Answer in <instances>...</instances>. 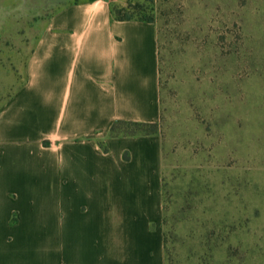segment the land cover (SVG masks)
Listing matches in <instances>:
<instances>
[{
	"label": "crops",
	"instance_id": "obj_1",
	"mask_svg": "<svg viewBox=\"0 0 264 264\" xmlns=\"http://www.w3.org/2000/svg\"><path fill=\"white\" fill-rule=\"evenodd\" d=\"M26 80L0 101V264H165L157 24L52 0Z\"/></svg>",
	"mask_w": 264,
	"mask_h": 264
},
{
	"label": "rangeland",
	"instance_id": "obj_2",
	"mask_svg": "<svg viewBox=\"0 0 264 264\" xmlns=\"http://www.w3.org/2000/svg\"><path fill=\"white\" fill-rule=\"evenodd\" d=\"M52 0H0V101ZM146 0H114L117 7ZM165 264H264V0H155Z\"/></svg>",
	"mask_w": 264,
	"mask_h": 264
},
{
	"label": "trees",
	"instance_id": "obj_3",
	"mask_svg": "<svg viewBox=\"0 0 264 264\" xmlns=\"http://www.w3.org/2000/svg\"><path fill=\"white\" fill-rule=\"evenodd\" d=\"M155 7V0H146V3H135L129 4L127 7H117L111 4V15L117 21H140L156 24V20L153 16V11ZM158 123L150 124H136V123H124L117 122L113 125L111 129L112 137H126V136H149L155 134L153 131L144 130L140 133L135 131L132 132H122L120 131V126L127 125L134 128H155Z\"/></svg>",
	"mask_w": 264,
	"mask_h": 264
}]
</instances>
